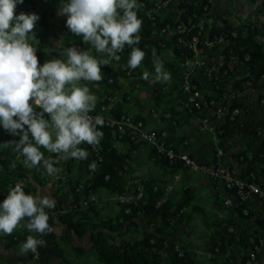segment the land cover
Segmentation results:
<instances>
[{
  "label": "trees",
  "instance_id": "1",
  "mask_svg": "<svg viewBox=\"0 0 264 264\" xmlns=\"http://www.w3.org/2000/svg\"><path fill=\"white\" fill-rule=\"evenodd\" d=\"M182 10L178 11L177 15L181 20L186 21L187 17L190 15L194 23L199 22V20L204 18V14H210V0H181ZM138 3L142 4L143 7L137 11L138 19L142 20V27L138 35L141 37L140 42L134 47H137L145 52V57L142 61V66H151L152 58L155 53L156 59L163 62V65L168 68L171 74L172 82H176L181 79V68L179 70L178 64L166 59L161 50L163 48L160 43H164L162 39L159 38L161 28L170 23L172 25L177 24V18L173 16H161L156 12L155 1L152 0H138ZM171 3H169V7ZM206 6V10L204 9ZM261 6H264V0L261 2ZM152 10L148 12V9ZM203 28L209 31V36L212 38L215 35L222 34L225 37V42L218 43L214 47L209 48L207 51L208 56L217 57V54H223L228 57H232L236 60V63L231 67L226 73L227 76L235 77L236 74L244 75L240 80H235L232 82L233 90H238L240 94L232 101V106L239 107L240 112L233 119H229L226 116L217 128H221V132H217V141H213L214 134L209 131H202L199 125L196 127V131L202 134V139L199 144L198 151L194 152L195 158L206 164H215L221 159L217 157V148L220 147L224 150V143L230 139L234 140L239 137L242 141L240 146L232 155L233 162L229 164L230 166L235 165L239 169V175L242 178L248 180H254L255 182L264 185V102L261 99L264 98V92L262 84H259L261 77L264 75V31H261L255 25H225L222 29H218L217 23L212 19L211 23L203 22ZM197 27L194 28V31ZM235 30L237 34L233 36L231 31ZM83 43L82 37L75 36L68 30V36L65 38V46L74 47L71 44ZM166 44L171 46L173 55L177 59H181V50L177 47L174 37L168 39ZM47 47L52 52H57V50L47 43ZM219 47H222L219 50ZM45 48L44 44H40L37 47L36 56L38 58V63L40 65L42 62V49ZM124 57L127 59L122 62V65L127 64L129 59V53L131 48L125 46ZM231 58V59H232ZM121 67H113L110 65L101 66L102 68V80L107 87H113L118 82V77L122 74L126 75L122 71ZM223 68H228V62L223 63ZM135 74V69H132L131 75ZM221 74V71L215 72L213 78L208 80V88L212 90L214 97L219 101H226V93L228 92L227 84L231 79H215L217 75ZM126 75V76H131ZM225 75V76H226ZM250 81V84H247ZM181 88V87H180ZM252 88L253 94L250 91ZM182 98V108L179 111H173L172 113L176 116H181L184 119L185 115H193L197 118L198 114L194 110H190L189 105L186 102V94L180 90ZM112 91L108 90L103 101H97L95 110L99 108L102 103L107 104L111 111L115 114L125 113L122 110V104L119 102H111L109 98L111 97ZM252 94V95H251ZM39 110V109H37ZM139 117V116H138ZM44 118L48 119V114H44ZM141 118V117H140ZM177 122L178 119L174 118ZM98 130L104 133L103 139L99 144V151L102 156V160L98 163V168L95 171H90L87 168V164L92 160L89 155L87 160H81L79 167H83L86 173L89 175V179L84 183L82 190L77 191L74 184L77 181H73L68 177V190L64 193L65 199L70 202V209L64 211L58 215V221L72 232L76 237H83L88 231L90 238V245L87 248L89 252L93 254L95 260L101 264H163L162 262V251L167 255L166 264H190L192 261L190 253L186 250L183 251L182 255H179L177 250H175V244L172 240L167 239L168 230L172 225L173 219L178 214V210L183 207H188L190 211H200L202 208L198 205H193L190 203L193 195L192 189L188 186L184 187L182 194L179 198L174 200L173 194L165 195L161 187H156L155 180L152 177H148L146 180L142 181L143 192L142 197L137 204L131 205V210L129 213L124 214V208L120 209V218L116 219L113 223L111 219L101 220V221H82L79 219L78 211L80 206V201L88 193L87 189L89 187L93 190L98 188H106L112 192H124L129 189L135 188L127 183V170L125 168L127 159L131 157V152L138 149L142 145L147 143L134 144L129 139L127 134H124L121 138H117L116 131L108 126H103L102 128L97 126ZM187 140L188 146L192 142L186 138L180 140V143H175L171 138L170 133L166 137L167 143L174 145V149L179 151L184 148L181 143ZM127 144L128 149L121 151L118 148L117 142ZM176 144V145H175ZM80 147L85 148L89 152V146L87 144H82ZM149 155L154 161L162 166L167 167L171 174H175L181 169L185 168L180 161H175L174 163H169L168 160L159 156L153 148H149ZM53 158L55 155L52 154ZM221 157V156H220ZM72 161L67 164V173L70 175L72 173V168L74 167ZM188 168V167H187ZM38 171L33 174V178L38 184H43L45 179L41 178L44 169H32L27 168L21 163H15L11 167H7L8 172H14L18 170ZM254 173V178L251 179L249 173ZM108 178H105L106 175ZM68 175V176H69ZM212 180H216L213 177H209ZM225 191L228 193L229 197L232 198V214L236 216H229L227 221V226L224 227V231L228 232L230 235H234L231 231H228V226H234L238 231V241L239 243L249 249L248 252L254 251L256 259L259 257V248L254 249L256 244H259V239L264 238V215L252 206L253 203H257L255 198L247 201H241L235 195V192L231 189H227L221 182ZM14 178L9 175H3L0 177V193L4 192L8 194L10 188L15 187ZM34 187L26 182L23 186V190L26 194L32 192ZM161 203L157 204L159 200ZM87 210L95 213V207L90 204ZM247 209V213L243 210ZM47 214H48V210ZM238 219L236 220V218ZM135 218H140L147 229L142 232V235L132 241L123 240L120 243L110 242L108 239V233L116 232L122 229L123 225L128 220H134ZM187 219V216L181 215L179 220ZM253 221L255 225L252 227L250 222ZM88 222V223H85ZM182 222V221H181ZM51 226V216L48 221ZM8 246H12L18 242L16 237H11ZM81 248V247H78ZM218 253L221 252L217 249ZM220 251V252H219ZM243 262L247 261V257H243ZM247 258V260H246ZM255 259V260H256Z\"/></svg>",
  "mask_w": 264,
  "mask_h": 264
},
{
  "label": "rangeland",
  "instance_id": "2",
  "mask_svg": "<svg viewBox=\"0 0 264 264\" xmlns=\"http://www.w3.org/2000/svg\"><path fill=\"white\" fill-rule=\"evenodd\" d=\"M157 1L159 0H152ZM67 3L68 0H23L22 4H18L15 8V14L21 12L26 14H36L39 16V21L34 28L35 39L30 40L29 42L37 49L38 45L44 44L45 48L42 49V62L43 64L46 61L51 59H61L64 60L66 57L61 55V53L67 48L65 44V38L68 36V28L66 27V15H58V10L62 3ZM171 3V7H169ZM166 6L160 5L156 7V12L161 16H175L178 11L182 10L181 0H171ZM259 16L264 17V6L259 7ZM177 17V16H176ZM244 25H255L259 29L264 28L262 24L256 23L250 18H242L239 21V26ZM261 30V29H260ZM261 31H264L261 30ZM159 38L162 39L164 43H160L163 46L161 53L162 55L175 63L178 64L180 70V60L173 55L171 46L166 44V41L169 39L163 33H158ZM47 43L53 45L57 52H52L48 47ZM71 44V43H70ZM79 50H86L89 47H83V43L71 44ZM222 47H219L221 50ZM90 55L100 59L108 60L106 54L96 53L94 49L90 50ZM120 59L110 60L108 65L113 67H121L122 62H125L127 59L124 57V53H118ZM223 54H217L215 58L216 64L220 65L224 63L222 61ZM157 62L156 55L154 53L152 58L151 66H141L135 69V74L131 76H126L124 74L118 77V82L113 87H107V85L101 81H81L82 86H87L90 90V94H93L97 97V101H103L107 91L111 90L114 95V103L119 102L122 105L130 110H138L137 114L144 117L145 115H152L155 126H162L168 129L171 135V138L175 143H180V140L186 138L192 143L199 142L202 139V134L196 131V127L199 125V121L193 115H185L184 119L181 116H176L173 114V111H179L182 108L180 82L179 80L175 83L172 82V79L168 83H159L154 79L150 78L149 80L142 79V74L145 71L154 74L155 64ZM42 64V65H43ZM39 66H42L38 63ZM228 67L230 65L228 64ZM165 70L170 73L168 68L164 66ZM102 71V68H101ZM226 74L222 73L217 75L220 79L228 80L227 89L229 92L233 91L232 82L235 80L242 79L244 75L236 74L233 76H225ZM262 84L264 92V75L261 77L259 84ZM250 91L253 94L252 88ZM251 94V95H252ZM129 113V112H128ZM178 119V122L174 119ZM148 120V118H146ZM159 127V126H158ZM26 128V126H25ZM19 136H12L6 132L2 126H0V177L6 174L17 176L22 175L26 178V182L30 183L34 189L29 194L35 195L36 190L40 191L47 190L46 193L50 192L56 198H62L67 203L66 210H69L71 205L69 200L65 199L64 193L69 189L68 188V177L75 182L74 186L82 184L89 179V175L83 169L79 167L81 160L68 159L67 161L61 162L56 167L63 169L61 173H67V164L69 161L74 167L71 169L72 173L65 178V180H57L52 176H48L45 172L41 175V178L45 179L43 184H38L33 178V174L37 173L36 170L23 171L18 170L14 172H8L7 167L15 165V163H22L23 157L19 152H14L12 148H5L2 144L8 141H18ZM241 139H230L224 143V150H222V157H225L227 162L224 165L232 164L233 160L232 155L235 150L238 149L241 143ZM33 143H35L33 141ZM84 145V144H83ZM118 145V148L123 151L128 149L127 144ZM40 151L44 154L45 158H48L50 155L42 147ZM137 152H131V157L127 159L125 168L128 172L127 174V183L134 185L135 181L143 183L142 181L146 180L148 177H152L155 180V187H161L165 195L173 194L174 200L179 198L182 194L184 187L188 186L192 190V199L190 201L193 205H198L202 208L200 211H190L188 207H183L178 210V214L172 221V225L169 228L167 239L172 240L176 246H178L182 251L186 250L190 253L192 261L190 264H264V240L262 244H259V257L248 263L247 261L243 262V257H247L249 254V249L243 247L238 241V231L234 226H228V231H231L234 235L228 234L224 231V227L227 226V220L229 216H236L232 214V208L224 204V199L229 197L228 193L225 191L221 182L218 180H212L208 176L198 172L190 170L185 167L178 171V176L170 173V170L154 161L153 158L149 155V149L146 153H143L139 158V163L136 165H131L132 158L137 156ZM141 154V153H140ZM79 164V165H78ZM50 189H48L49 187ZM83 189V188H82ZM81 189V190H82ZM87 195L82 199H87L93 196V199H90L88 205L80 204L78 211L79 219L82 221H101L109 220L114 223L116 219H121L120 209L121 203L117 200L116 194L118 192H112L106 188H98L93 190L89 187L87 189ZM7 194L4 192L0 193V203L6 198ZM161 199L160 201H162ZM93 204L95 207V213L87 210L86 208ZM101 206H107V213L101 212ZM252 206L255 207L256 211H260L264 215V205L259 203H253ZM116 212V213H115ZM124 212V211H123ZM124 214H127L124 212ZM49 217L51 216V227L56 229V233L38 237L43 238L47 243L55 242L57 246L53 243V253L58 256L60 263L62 264H101L95 260L93 254L89 252L88 249L78 248L74 244L76 243V237L65 228L59 221L58 215L54 210H48ZM181 215L187 216V219L179 220ZM238 217L236 218V220ZM85 222V223H88ZM252 227L255 225L253 221L250 222ZM60 226V227H58ZM63 227V229H62ZM147 229V226L140 218H135L134 220H128L123 225L122 229L116 232L108 233V239L110 242L120 243L123 240H134L139 238L142 235V232ZM89 232V231H88ZM87 232V233H88ZM33 235L26 228H18L11 235H4L0 233V264H56L55 258L53 262H49L46 257L47 251H43L41 248L38 250L37 256L29 252L26 255L19 256L14 259L12 262L7 260L4 254L8 253L9 249L8 243H10L11 237H16L18 242L13 246H19L22 244L27 236ZM264 239V238H263ZM81 244L87 242L90 243L88 235L79 239ZM55 246V247H54ZM51 248V245H50ZM49 249V248H48ZM217 249H220L221 252L218 253ZM21 257V258H20ZM162 262L166 264L167 255L162 251ZM57 258V257H56ZM247 260V258H246ZM7 261V262H6Z\"/></svg>",
  "mask_w": 264,
  "mask_h": 264
},
{
  "label": "clouds",
  "instance_id": "3",
  "mask_svg": "<svg viewBox=\"0 0 264 264\" xmlns=\"http://www.w3.org/2000/svg\"><path fill=\"white\" fill-rule=\"evenodd\" d=\"M22 3L23 0H0V126L10 135L20 137L2 145L19 152L25 167H42L48 176L59 179L63 169L55 165L70 158L87 160L90 153L80 146L96 147L104 135L97 127L104 126L103 117L90 115L97 97L80 82L101 81V66L113 59L118 61V53L125 46L131 48L126 67L134 70L142 66L145 52L134 45L141 39L138 33L142 20L137 11L143 5L138 0L63 2L58 15L67 16L66 27L82 37L90 49L68 47L61 53L66 59H51L39 66L37 49L29 42L36 40L34 28L39 16L15 14L16 6ZM91 49L109 59L90 55ZM150 78L168 83L171 74L157 60L154 74H142V79ZM45 113L48 119L44 118ZM41 147L55 158H45ZM97 168L95 161L89 165L91 171ZM55 207L56 201L48 194H26L18 183L0 203V233L11 235L18 228H26L33 235L21 244L20 253L38 254L41 247H47V241L38 237L56 231L49 225L46 211Z\"/></svg>",
  "mask_w": 264,
  "mask_h": 264
},
{
  "label": "built area",
  "instance_id": "4",
  "mask_svg": "<svg viewBox=\"0 0 264 264\" xmlns=\"http://www.w3.org/2000/svg\"><path fill=\"white\" fill-rule=\"evenodd\" d=\"M170 1L171 0H159V2H155V5L156 7H159L160 5H163L164 7ZM204 9L206 10V6H204ZM151 10L152 8L148 9L147 13ZM176 18L178 21L176 25L166 23V25L161 28L160 32L169 39L174 37L177 47L181 50L180 68L182 75L180 79V87L186 94V102L187 105H189L190 110L199 113L197 119L199 121L200 130L213 133V141L216 142V133L222 131V129L217 128V126L221 125L226 116H228L229 119H233L240 112L239 107L232 106V101L236 95H238L239 91L233 90L229 92L226 94V101L219 102L214 97L212 90L208 88L209 83L205 79H212L214 73L218 71L226 74L236 63V60L224 55L222 61H227L230 67L223 68V63L220 65L216 64V57L208 56L207 51L209 48L214 47V45L218 43L225 42L226 39L222 34L210 38L209 31L203 28V22L207 21V23H211L212 21L207 13H205L204 18L197 23L192 21L190 15L187 17L186 21L181 20L178 15ZM195 27H197V30L194 31ZM231 34L235 36L237 32L233 30L231 31ZM83 47H89L88 49H90V45L85 43H83ZM88 49L82 51H87ZM126 65L127 64L122 65V71L126 75H131L132 69L127 68ZM214 78L218 79L219 77L215 76ZM247 84L249 85L250 81H247ZM109 100H111V98H109ZM261 102H264V98L261 99ZM90 115L93 117H103L105 121L104 126L113 128L116 131L117 138H121L124 134H127L134 144L145 142L149 148H153L159 156L165 157L169 163H174L178 160L183 166L188 167L190 170L198 171L222 182L227 189H231L235 192V195L239 200L247 201L255 198L259 204L264 205V185H261L254 180L242 178L239 175V169L235 165H224L220 160L211 165L199 162L193 155L191 147L188 146L187 140H184L181 143L184 148L176 151L174 145L167 143L166 141L168 135L166 129L148 128L142 118L131 113L115 114L105 103H102L99 108L91 112ZM89 153L92 160L87 164L88 170H90L89 165L93 161L98 164L102 160L99 145L96 147L89 146ZM221 154L222 149L218 147L216 153L218 159ZM67 174L68 173H60L59 179L56 177L54 178L63 181L68 176ZM108 176L109 175L107 174L105 178H108ZM249 176L253 179L254 173L250 172ZM13 178L14 184L19 183L22 184V186L26 185V178L24 176L17 175ZM135 182H137L133 185L135 188L124 192H118L116 194L117 200L121 203L125 213H129L131 205L137 204L142 197L143 185L138 181ZM82 188V184L76 186L77 191H80ZM90 199H93V196L90 195L89 198L82 199L80 204L87 206ZM223 202L226 206H230L232 205V198L227 197ZM159 203H161L160 200L157 204ZM243 212L247 213V209H244ZM263 240V238H260L259 244H262ZM259 244L254 246L255 250L259 248ZM175 250H177L179 255L183 254V251L176 245ZM35 256H37V254H35ZM254 260L255 253L254 251H250L247 262L250 263Z\"/></svg>",
  "mask_w": 264,
  "mask_h": 264
},
{
  "label": "crops",
  "instance_id": "5",
  "mask_svg": "<svg viewBox=\"0 0 264 264\" xmlns=\"http://www.w3.org/2000/svg\"><path fill=\"white\" fill-rule=\"evenodd\" d=\"M210 2H211V6H210L211 19H213L217 23L218 29H222L225 25H237V26H239V21L242 20V18H250V19L254 20L256 23L262 24L264 26V17L259 16V7L261 5L262 0H210ZM260 29L263 30L264 28H260ZM240 93H238V94H240ZM110 98H111V102L115 101L113 93L111 94ZM122 110L125 113L129 112L131 114H134L136 116L141 117L143 119V121L145 122V125L148 128L166 129L167 131H169L168 129H170L169 127L164 128L160 125H158L159 127L155 126L153 116L150 114L142 117V116L137 114L138 110H136V109L130 110L126 107V105H122ZM146 118H148V120ZM168 134H169V132H168ZM116 142L119 145L123 144V143H119L118 141H116ZM199 144H200V141L199 142L197 141V142H194L191 145H189L191 147L193 153L198 151ZM148 149H149V147L146 145H142L138 149H135L134 151L137 152L138 154L136 157L132 158V162H131L132 164L131 165L134 166V165L138 164L139 158L141 157V155H143V153H146ZM222 161L225 163L228 160H226L225 157H222ZM232 162H233V160L231 161V163ZM174 175L178 176V172L175 173ZM48 189H50V187ZM46 192H47V190L40 191V189H37L35 195L39 194V195L43 196L44 194H48L51 198H53L56 201V207L53 209L54 212H56L57 215L64 212L66 210V207H67V203L65 202V200H63L62 198H59V197L56 198L50 192H48V193H46ZM100 210L103 213H107L106 212L107 206H104V207L101 206ZM58 227H60V226H58ZM62 229H63V227H62ZM85 235L89 236L88 233H86ZM85 235L83 237H85ZM83 237H81V238H83ZM81 238L76 237L75 238L76 243L74 242V244L78 247H81L82 249H87L89 247L90 243L88 244L87 242H85L84 244H81V241L79 240ZM52 243L55 246H57L55 244V242H51V244L47 243V247H41V249L43 251H47L46 257L49 258L48 259L49 262H53V259L55 258L56 264H62V263H60V259H58V256H56V254H54L52 252L53 251L52 250L53 249ZM18 245L19 246H16L15 248H13V246H10L9 249H12V250L8 251V253H6V255L4 254V257L6 256L7 260H9L10 262H12L14 259H16L18 257V255L22 256V257L24 256V254L20 253L21 244H18ZM50 245H51V248H50ZM5 264H8V263H5Z\"/></svg>",
  "mask_w": 264,
  "mask_h": 264
}]
</instances>
